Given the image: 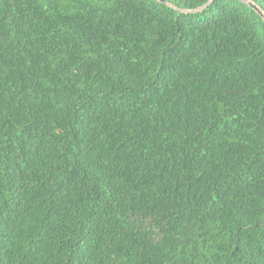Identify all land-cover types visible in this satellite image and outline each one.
Here are the masks:
<instances>
[{
	"label": "trees",
	"instance_id": "1",
	"mask_svg": "<svg viewBox=\"0 0 264 264\" xmlns=\"http://www.w3.org/2000/svg\"><path fill=\"white\" fill-rule=\"evenodd\" d=\"M264 0H0V264H264Z\"/></svg>",
	"mask_w": 264,
	"mask_h": 264
},
{
	"label": "water",
	"instance_id": "2",
	"mask_svg": "<svg viewBox=\"0 0 264 264\" xmlns=\"http://www.w3.org/2000/svg\"><path fill=\"white\" fill-rule=\"evenodd\" d=\"M250 4L253 5V6H254L259 12H261L262 15L264 16V13L261 11V9H260L257 5H255V3L250 2Z\"/></svg>",
	"mask_w": 264,
	"mask_h": 264
},
{
	"label": "rangeland",
	"instance_id": "3",
	"mask_svg": "<svg viewBox=\"0 0 264 264\" xmlns=\"http://www.w3.org/2000/svg\"><path fill=\"white\" fill-rule=\"evenodd\" d=\"M244 1H249V0H244Z\"/></svg>",
	"mask_w": 264,
	"mask_h": 264
}]
</instances>
